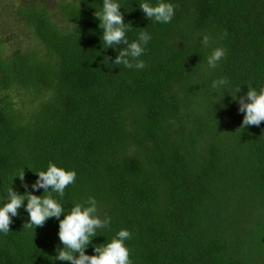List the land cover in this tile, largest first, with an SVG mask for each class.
Segmentation results:
<instances>
[{"label": "trees", "instance_id": "1", "mask_svg": "<svg viewBox=\"0 0 264 264\" xmlns=\"http://www.w3.org/2000/svg\"><path fill=\"white\" fill-rule=\"evenodd\" d=\"M115 2L130 43L151 36L143 69L112 64L124 45L102 42L103 0L59 2L62 21L47 0L17 8L41 49L0 51V207L12 186L43 195L31 185L54 163L76 172L63 198L49 190L65 214L92 197L111 218L88 255L126 229L132 264H264V122L241 127L232 98L264 88V0ZM145 2L173 4L172 21L147 18ZM216 48L226 55L213 69ZM26 204L0 232V264H70L56 259L59 220L25 227Z\"/></svg>", "mask_w": 264, "mask_h": 264}, {"label": "clouds", "instance_id": "2", "mask_svg": "<svg viewBox=\"0 0 264 264\" xmlns=\"http://www.w3.org/2000/svg\"><path fill=\"white\" fill-rule=\"evenodd\" d=\"M139 8L150 20L154 19L159 23H170L174 17L175 9L173 4L160 2L156 6L149 3H141ZM100 21L99 28L102 29V42L107 48H120L118 55L112 64L117 66L124 65L127 68L143 69L145 63L140 60L144 53L143 45H146L151 36L147 32H141L137 41L129 42L126 32L132 27L125 23L124 14L121 12L120 5L115 0H103L101 11L94 13ZM225 36L227 33L225 32ZM210 38L204 36L203 44L207 46ZM226 50L216 48L208 57L210 68H216L218 62L224 58ZM111 60V57H105V63ZM229 81L226 78L213 81V89L226 86ZM242 89H236V95L232 96L234 101L238 100L239 112L244 113L241 127L260 126L264 122V88L257 92L249 87L246 95L237 97V93ZM38 179L31 185L33 190L44 189L48 195H35L32 191H26L23 195L14 190L13 186L7 189L8 202L0 207V232L7 234L10 225L13 223V217L19 216V210L24 206L29 215V221L24 224L25 227L35 226L43 227L50 218L55 217L59 220V240L63 249H58L57 260L67 261L70 264H132L130 251L125 241L131 239V233L122 229L117 233L109 243L94 246L95 255H88L85 249L92 245L93 238L98 236L97 230L110 227L111 218L101 219L97 215L96 200L89 197L84 204H76L72 207L69 214L64 213V208L51 195V192L57 193L61 198L65 195V189L75 183L76 172L67 171L50 163L47 171L37 173ZM19 177L23 187H29L25 182V171L21 170L14 178ZM14 182V181H13ZM63 219H60L61 216ZM78 254V255H77Z\"/></svg>", "mask_w": 264, "mask_h": 264}, {"label": "rangeland", "instance_id": "3", "mask_svg": "<svg viewBox=\"0 0 264 264\" xmlns=\"http://www.w3.org/2000/svg\"><path fill=\"white\" fill-rule=\"evenodd\" d=\"M41 0H0V51L1 56L4 58L11 56L15 52H28L31 50L41 49L35 36L29 31L27 26L23 23L17 14V8L27 5L34 6ZM49 8L54 16L58 17L59 21L61 16H58L59 11L56 5L63 0H47ZM18 90L11 89L8 93L16 105H22L17 102L13 97L18 94ZM4 93L0 88V94Z\"/></svg>", "mask_w": 264, "mask_h": 264}]
</instances>
